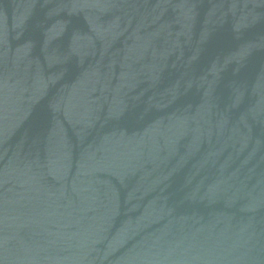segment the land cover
I'll return each instance as SVG.
<instances>
[{"label":"water","instance_id":"1","mask_svg":"<svg viewBox=\"0 0 264 264\" xmlns=\"http://www.w3.org/2000/svg\"><path fill=\"white\" fill-rule=\"evenodd\" d=\"M0 264H264V0H0Z\"/></svg>","mask_w":264,"mask_h":264}]
</instances>
